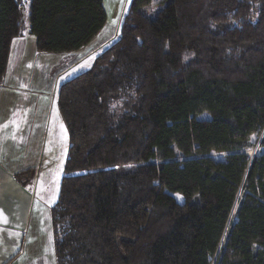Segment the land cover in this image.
I'll use <instances>...</instances> for the list:
<instances>
[{
	"label": "trees",
	"instance_id": "obj_1",
	"mask_svg": "<svg viewBox=\"0 0 264 264\" xmlns=\"http://www.w3.org/2000/svg\"><path fill=\"white\" fill-rule=\"evenodd\" d=\"M25 7L39 54L112 36L104 0H0V86ZM120 24L59 89L56 264H264V0H128Z\"/></svg>",
	"mask_w": 264,
	"mask_h": 264
},
{
	"label": "crops",
	"instance_id": "obj_2",
	"mask_svg": "<svg viewBox=\"0 0 264 264\" xmlns=\"http://www.w3.org/2000/svg\"><path fill=\"white\" fill-rule=\"evenodd\" d=\"M104 1L108 17L118 13L121 22L128 0H113L112 8ZM36 47L31 35L13 41L0 86V264H56L50 209L58 199L52 203L48 198L49 176L43 182L55 167V125H61L52 110L55 103L58 109L61 78L66 80L65 75L95 54L89 52L91 44L69 57L39 54ZM28 172V182L18 181V175Z\"/></svg>",
	"mask_w": 264,
	"mask_h": 264
},
{
	"label": "rangeland",
	"instance_id": "obj_3",
	"mask_svg": "<svg viewBox=\"0 0 264 264\" xmlns=\"http://www.w3.org/2000/svg\"><path fill=\"white\" fill-rule=\"evenodd\" d=\"M113 0H109L108 2V6L110 8H112L113 6ZM130 1V0H129ZM25 12L22 13L23 19H24V36L29 35L28 34V24H27V7H25ZM114 17L109 16V30H112V36L109 39V41H106L105 43H103V41L98 40L97 43L96 41L93 42L91 44V51L89 52H93L95 53L94 56H89L87 59H85L82 63H80L78 66H76L74 69H72L71 72H69L67 75H65V77L67 76L66 80L64 76L63 78H61L62 80L59 81V83H61L62 85L67 83L68 81H70L71 79L75 78L76 76L80 75L81 73H84L86 71H88L91 66L93 61L102 54V52L108 48H110L114 43H116L120 37V22H119V18H120V14L118 13H112ZM111 20V21H110ZM23 36V37H24ZM22 38V37H20ZM101 48V49H98ZM96 52H98L96 54ZM98 55V56H97ZM188 57V55H187ZM60 84V85H61ZM57 101V100H56ZM120 106H118L116 108V111L120 110ZM57 114V120H61V125L58 126L55 125L56 127V134H57V143H56V155H55V162L54 165L55 167H53V171L51 170V173H47L46 177L43 179V182L46 184V182L48 183V176H49V184H46L48 186H46V190L48 191V198L49 200H51L52 203H55L58 199V195H59V191H60V186H61V179L64 177L65 173V163L68 157V152H69V136H68V131L66 128L65 123L63 122V119H60V113H59V109H57V105L56 103L53 106V110H52V118H54V114ZM56 124V123H55ZM53 133H54V128H53ZM52 141V140H51ZM250 146L251 148H249L246 153L248 154V156H250L251 158L256 157L258 154H261L264 152V148L262 147V135H254L250 141ZM214 156H216V158L219 159H223L224 155L223 154H213ZM50 174H51V178H50ZM51 180V181H50ZM22 181H29V176H24L22 178ZM42 185V183H41ZM51 185V186H50ZM49 188V190H48ZM45 190V191H46Z\"/></svg>",
	"mask_w": 264,
	"mask_h": 264
}]
</instances>
